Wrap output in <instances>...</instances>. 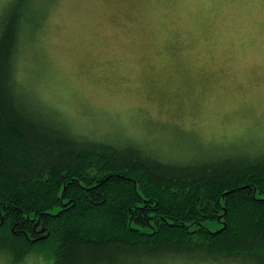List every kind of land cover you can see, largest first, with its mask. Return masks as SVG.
I'll use <instances>...</instances> for the list:
<instances>
[{
  "label": "trees",
  "instance_id": "16d2710c",
  "mask_svg": "<svg viewBox=\"0 0 264 264\" xmlns=\"http://www.w3.org/2000/svg\"><path fill=\"white\" fill-rule=\"evenodd\" d=\"M30 2L0 23V255L118 264L129 250L182 249L264 264V148L165 158L76 133L21 82L22 39L42 18Z\"/></svg>",
  "mask_w": 264,
  "mask_h": 264
},
{
  "label": "rangeland",
  "instance_id": "374dc122",
  "mask_svg": "<svg viewBox=\"0 0 264 264\" xmlns=\"http://www.w3.org/2000/svg\"><path fill=\"white\" fill-rule=\"evenodd\" d=\"M20 1L0 0V23ZM29 6L42 18L22 39L21 82L76 133L138 141L165 158L191 157L194 149L264 148L258 4L50 0L41 10L31 0ZM0 264L13 263L0 255ZM20 264L45 263L29 257Z\"/></svg>",
  "mask_w": 264,
  "mask_h": 264
},
{
  "label": "snow or ice",
  "instance_id": "6c2138e0",
  "mask_svg": "<svg viewBox=\"0 0 264 264\" xmlns=\"http://www.w3.org/2000/svg\"><path fill=\"white\" fill-rule=\"evenodd\" d=\"M34 5L43 10L50 0H33ZM236 3L258 4L264 14V0H235ZM118 264H247L239 255L228 251H188L182 249L129 250L118 254ZM108 264H115L110 258Z\"/></svg>",
  "mask_w": 264,
  "mask_h": 264
},
{
  "label": "clouds",
  "instance_id": "9594fccd",
  "mask_svg": "<svg viewBox=\"0 0 264 264\" xmlns=\"http://www.w3.org/2000/svg\"><path fill=\"white\" fill-rule=\"evenodd\" d=\"M3 256H4L5 260H10L11 259V254L7 250H5L3 252Z\"/></svg>",
  "mask_w": 264,
  "mask_h": 264
}]
</instances>
